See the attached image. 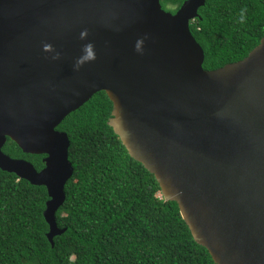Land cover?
Listing matches in <instances>:
<instances>
[{"label": "water", "instance_id": "obj_1", "mask_svg": "<svg viewBox=\"0 0 264 264\" xmlns=\"http://www.w3.org/2000/svg\"><path fill=\"white\" fill-rule=\"evenodd\" d=\"M204 5L0 0V170L46 189L51 247L73 173L56 128L104 92L108 126L214 264H264V35L244 59L205 70L189 30ZM7 139L43 155V169L5 155Z\"/></svg>", "mask_w": 264, "mask_h": 264}, {"label": "trees", "instance_id": "obj_2", "mask_svg": "<svg viewBox=\"0 0 264 264\" xmlns=\"http://www.w3.org/2000/svg\"><path fill=\"white\" fill-rule=\"evenodd\" d=\"M184 1L160 4L174 14ZM189 30L203 50V69L240 61L264 35V0H205ZM111 112L98 92L56 128L69 139L73 173L55 214L65 232L53 247L43 216L46 189L0 170V264H214L177 204L165 201L153 175L129 157L108 126ZM2 152L36 171L44 167L43 155L24 154L10 139Z\"/></svg>", "mask_w": 264, "mask_h": 264}, {"label": "clouds", "instance_id": "obj_3", "mask_svg": "<svg viewBox=\"0 0 264 264\" xmlns=\"http://www.w3.org/2000/svg\"><path fill=\"white\" fill-rule=\"evenodd\" d=\"M241 22H243V13H241ZM137 50H139L138 47Z\"/></svg>", "mask_w": 264, "mask_h": 264}, {"label": "rangeland", "instance_id": "obj_4", "mask_svg": "<svg viewBox=\"0 0 264 264\" xmlns=\"http://www.w3.org/2000/svg\"><path fill=\"white\" fill-rule=\"evenodd\" d=\"M169 8H170V6H169Z\"/></svg>", "mask_w": 264, "mask_h": 264}]
</instances>
